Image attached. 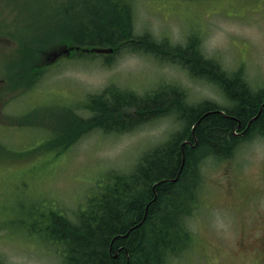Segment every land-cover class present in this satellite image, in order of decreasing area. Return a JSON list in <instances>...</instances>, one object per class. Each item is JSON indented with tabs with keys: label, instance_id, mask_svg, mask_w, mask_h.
Instances as JSON below:
<instances>
[{
	"label": "rangeland",
	"instance_id": "1",
	"mask_svg": "<svg viewBox=\"0 0 264 264\" xmlns=\"http://www.w3.org/2000/svg\"><path fill=\"white\" fill-rule=\"evenodd\" d=\"M40 1L0 0V142L9 147L7 155H24H0L2 264H59L54 246L30 234L48 225L47 216L73 219L111 172L129 173L142 152L156 149L183 128L167 113L133 131H94L74 143L69 130L74 118L68 113L83 104L80 94L99 93L114 84L144 95L166 79L183 93L186 104L225 102L213 86L189 78L179 65L128 49L114 56L110 67L100 59L85 64L64 61L79 53L65 46L40 50L38 66L53 74L36 82L14 79L12 62L22 54L19 42L13 41V18L23 5ZM50 2L58 5L57 0ZM133 8L135 36L149 34L157 41L167 39L172 47H184L196 33L204 57L229 75L245 73L252 89L264 88V0H135ZM62 49L68 53L52 57ZM59 61L63 65L56 67ZM199 174V207L186 222L192 243L169 264H264V136L238 141L231 159L210 158L200 165ZM32 213L37 220L22 225Z\"/></svg>",
	"mask_w": 264,
	"mask_h": 264
},
{
	"label": "trees",
	"instance_id": "2",
	"mask_svg": "<svg viewBox=\"0 0 264 264\" xmlns=\"http://www.w3.org/2000/svg\"><path fill=\"white\" fill-rule=\"evenodd\" d=\"M134 1L57 0L58 5H52L50 0H42L23 5L13 18V41L19 42L22 54L12 62L14 79L36 82L42 75L51 76L52 70L38 66L39 55L57 46L53 51L65 46L79 52L64 61L85 64L100 59L105 67L128 49L131 54L179 65L189 78L213 86L225 102L186 104L183 93L166 79L144 95L114 84L99 93H79L85 98L83 104L74 108V114L68 113L74 118L69 128L74 143L95 128L101 135L121 134L167 113H173L183 128L156 149L142 152L129 173L111 172L73 219L64 214L47 216L51 221L46 227L27 232L54 246L59 264H169L179 258L193 237L186 222L199 207L200 165L210 158L217 162L231 159L240 139L264 136V88L252 89L245 73L229 75L220 64L204 57L196 33L188 36L184 47H172L167 39L157 41L149 34L135 36ZM91 49L112 52L102 55L89 52ZM61 65L59 61L55 66ZM243 132L244 138L237 136ZM8 148L0 142V155L10 159L24 156H9ZM31 219L37 220L35 213L22 225L29 227Z\"/></svg>",
	"mask_w": 264,
	"mask_h": 264
},
{
	"label": "water",
	"instance_id": "3",
	"mask_svg": "<svg viewBox=\"0 0 264 264\" xmlns=\"http://www.w3.org/2000/svg\"><path fill=\"white\" fill-rule=\"evenodd\" d=\"M90 52L102 54V53H110V50H107V49H91ZM67 53H68V51L66 49H62L59 53H54L53 58L56 56H61V54H67Z\"/></svg>",
	"mask_w": 264,
	"mask_h": 264
},
{
	"label": "flooded vegetation",
	"instance_id": "4",
	"mask_svg": "<svg viewBox=\"0 0 264 264\" xmlns=\"http://www.w3.org/2000/svg\"><path fill=\"white\" fill-rule=\"evenodd\" d=\"M235 132V131H234ZM244 134H245V132H243V133H239V135H237L238 137H240V138H244ZM249 135V134H248ZM241 140H245V139H240V141ZM236 145H237V143H236ZM237 149V146L235 147V150ZM235 150H234V152H235ZM234 155V154H233ZM261 251L263 252L264 251V239L262 240V248H261ZM262 260H264V257L263 258H261Z\"/></svg>",
	"mask_w": 264,
	"mask_h": 264
},
{
	"label": "bare ground",
	"instance_id": "5",
	"mask_svg": "<svg viewBox=\"0 0 264 264\" xmlns=\"http://www.w3.org/2000/svg\"><path fill=\"white\" fill-rule=\"evenodd\" d=\"M203 6H205V5H203Z\"/></svg>",
	"mask_w": 264,
	"mask_h": 264
}]
</instances>
